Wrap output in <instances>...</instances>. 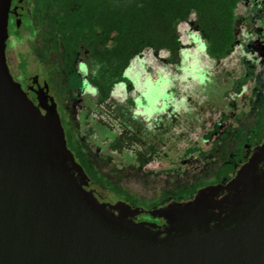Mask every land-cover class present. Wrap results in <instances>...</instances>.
Returning <instances> with one entry per match:
<instances>
[{
  "label": "rangeland",
  "instance_id": "rangeland-1",
  "mask_svg": "<svg viewBox=\"0 0 264 264\" xmlns=\"http://www.w3.org/2000/svg\"><path fill=\"white\" fill-rule=\"evenodd\" d=\"M255 1L236 5L234 42L224 59L208 57L191 14L175 26L178 62L171 63L166 51L143 50L105 100L87 83L82 63L75 66V81L61 47L53 50L46 16L35 33L7 40L6 60L19 84L26 71L41 78L44 70L54 85L70 84L73 92H58L68 140L98 177L150 207L164 194L216 182L226 155L240 149L264 116V15L253 13ZM30 18H23L27 29ZM11 28L9 33H19ZM231 112L235 116L214 137L211 152L192 165L181 162L189 148L208 150L207 134Z\"/></svg>",
  "mask_w": 264,
  "mask_h": 264
},
{
  "label": "water",
  "instance_id": "water-1",
  "mask_svg": "<svg viewBox=\"0 0 264 264\" xmlns=\"http://www.w3.org/2000/svg\"><path fill=\"white\" fill-rule=\"evenodd\" d=\"M12 0H0V264H264V144L249 152L238 176L214 192H235L238 208L210 229L201 207L154 209L93 201L95 186L67 147L54 98L37 89L39 111L16 82L6 60ZM19 25V20L17 22ZM37 84V77L29 75ZM245 188L244 196L240 188ZM118 212L119 218L103 209ZM143 213L177 220L191 231L164 242L129 218Z\"/></svg>",
  "mask_w": 264,
  "mask_h": 264
},
{
  "label": "trees",
  "instance_id": "trees-1",
  "mask_svg": "<svg viewBox=\"0 0 264 264\" xmlns=\"http://www.w3.org/2000/svg\"><path fill=\"white\" fill-rule=\"evenodd\" d=\"M240 1L36 0L33 22L36 25L42 23L45 18L43 16L48 18L51 23L49 35L52 37L53 50L61 47L75 81V66L82 63L86 69L87 83L97 91L100 100H105L131 60L143 50L166 51L171 63L176 64L179 60V43L175 26L191 14L196 17L197 28L205 42L208 57L216 61L227 57L234 42V10ZM234 116L235 112L229 113L227 118L223 117L207 134L206 140L211 145L208 150L189 148L186 150L187 157L181 162L192 165L206 157L215 144L214 137L228 129V121ZM61 124L65 132L66 124ZM263 127L261 118L251 134L241 140L240 149L226 155L216 182L231 177L245 163L250 150L261 141ZM65 137L67 147L96 189L131 206L140 205L125 191L98 177L84 158L78 155L66 132ZM193 151H197V156L192 155ZM204 186L206 185H193L174 194H164L157 204L168 197H190ZM156 205L139 207L152 208Z\"/></svg>",
  "mask_w": 264,
  "mask_h": 264
},
{
  "label": "flooded vegetation",
  "instance_id": "flooded-vegetation-1",
  "mask_svg": "<svg viewBox=\"0 0 264 264\" xmlns=\"http://www.w3.org/2000/svg\"><path fill=\"white\" fill-rule=\"evenodd\" d=\"M34 6L29 4V0H12L11 6H10V13L8 15V39L11 40V37H15V40L18 39L22 31H26L29 34H33L36 31L35 24L33 22L32 14L34 12ZM252 11L253 13H256L257 15L260 14V16L264 15V0L255 1L252 5ZM29 15H31V22L29 23V29L25 28L23 26V18L29 19ZM19 20V25H17V22ZM14 27L16 28L19 33L18 34H12L9 33V30H11ZM7 39V40H8ZM11 42V41H10ZM7 44L6 46V52L8 49ZM9 67V66H8ZM10 70V69H9ZM11 72V71H10ZM27 76L25 80H23V83L20 84L22 90L25 92L27 98L33 102V104L38 107L37 102V89L38 86L43 89V91L48 94L49 96L53 97L55 102L57 103V108L60 114L61 122L65 123V119L63 114L60 112V93L59 90H67L68 92H73L69 88V83L66 81L63 86H56L54 85L48 76V72L44 70L43 76L40 78L39 73H32L29 71H26ZM41 73V74H42ZM29 75H35L37 77V84L28 78ZM80 88L82 87V82L80 81ZM63 93V92H62ZM39 111L41 114H43V111L39 108ZM263 123H264V117ZM264 144V127L262 128V139L259 142V144L255 145L254 148L255 151L259 150L260 147ZM264 172V162L259 163L258 165V174H262ZM238 176L237 172H234L231 177L224 178L220 182H214L210 185H206L196 191L192 196L186 197V198H171L168 197L164 199L161 203L157 204L155 207L152 208H145L146 211H151L154 209H170L174 207H189L194 204L197 197L201 194H207L209 192H214L216 188L219 185L226 184L232 180H234ZM91 184V182H90ZM92 185V184H91ZM264 187V178H262L257 185V189L260 190ZM87 194L90 195V197L93 199L94 202L99 203L101 205L103 200L108 201L109 203L113 202L112 197H108L107 195L103 194V192L97 190L96 193H91L88 189L83 188ZM245 194V188H240V195L244 196ZM236 198L235 192H227V191H217L212 193L208 198H206L203 203L201 204V207L208 211V214L210 215V223L209 228L210 229H216L219 226L223 225L224 220L229 217L231 214H233L235 211H237L238 208H231L232 203L234 202ZM131 206V205H130ZM133 207V206H132ZM102 214L103 218L106 219V215H114L115 218H119V213L109 210L107 207L103 209ZM129 222H132L136 224L137 226L143 227L144 229L148 230L152 234L156 236L155 241L157 242H164L169 237H177L179 235H183L184 233H188L191 231L190 227H187L183 229V231H175V229L180 228V224L177 220L173 221L172 223H169V221L163 219V218H156L153 216L148 215L147 213H143L141 215H138L133 218L128 219Z\"/></svg>",
  "mask_w": 264,
  "mask_h": 264
}]
</instances>
